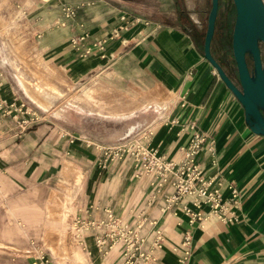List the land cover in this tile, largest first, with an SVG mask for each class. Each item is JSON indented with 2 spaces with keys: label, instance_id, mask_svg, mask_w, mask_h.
Wrapping results in <instances>:
<instances>
[{
  "label": "crops",
  "instance_id": "obj_1",
  "mask_svg": "<svg viewBox=\"0 0 264 264\" xmlns=\"http://www.w3.org/2000/svg\"><path fill=\"white\" fill-rule=\"evenodd\" d=\"M159 1L167 3L165 11L171 14L163 23L155 24V32L136 25L122 31L119 38L109 40L111 32L121 24L119 19L115 16L103 18L101 10L98 14L92 11L88 15L83 23L88 32L85 43L92 46L97 41L107 40L105 59H101L98 53L83 58L72 49L70 38L81 32L77 23L68 27L61 40L47 39L41 57L64 70L73 82L81 81L101 68H111L109 74L132 85L140 93L156 89L170 93L174 100L156 103L166 112L170 111L166 119L148 134L139 133L136 139L144 147L156 150L166 161L177 163L182 158L180 148L187 144L193 133L203 134L205 143L196 157L203 180L212 181L209 189L221 194L223 202H229V210L236 213L238 221L223 224L210 214L209 206L196 208L187 200L166 210L165 196H170L173 191L169 186L156 193L155 186L153 188L149 184L151 179L145 178L142 180L146 184L141 189L139 183L130 192V186L123 185L125 177L131 179L133 168L120 173V166L115 164L111 169L103 170L98 163L104 157L98 150L90 149L88 144L73 141L69 144L59 137L56 160L60 161V167L67 160L78 163L82 166L80 170L84 177L82 193L75 195L73 200L74 204L77 200L81 201L78 207L80 214H70L69 224L72 226L78 215L86 221L104 220L108 210L125 223L135 224L145 217L154 220L163 234L164 242L157 252L159 261L156 264H176L173 249L178 247L185 233L191 236L188 264H264V138L249 130L242 107L204 60L206 31L202 32L199 22L194 19L198 16L191 13L193 1ZM112 61L118 66H109ZM43 81L36 83L34 88L44 83L53 86L51 82ZM123 83L120 82V86ZM14 99L13 90L4 82L0 89V102L11 103ZM115 118L123 120L127 116ZM191 124L193 130L188 128ZM138 127L130 126L124 136ZM208 144L213 146L214 165L207 156L205 147ZM5 153L6 149L0 152V164L6 158L3 156ZM2 173L11 175L12 168L5 171L0 166ZM21 185L17 182L16 186ZM229 187L239 193L237 208L230 203L232 195ZM123 206L125 208L121 211ZM184 206L199 214L201 220L191 224L190 217L182 212ZM92 234L90 232L91 239L86 242L91 264H122L120 248L107 258L100 257ZM144 234L150 238L148 228L144 229ZM70 238L76 240L72 229ZM58 247L60 251L59 241ZM65 249L66 253V246ZM51 264H55L54 261Z\"/></svg>",
  "mask_w": 264,
  "mask_h": 264
},
{
  "label": "rangeland",
  "instance_id": "obj_2",
  "mask_svg": "<svg viewBox=\"0 0 264 264\" xmlns=\"http://www.w3.org/2000/svg\"><path fill=\"white\" fill-rule=\"evenodd\" d=\"M192 1L191 13L198 16L193 17L205 32L211 0ZM180 5L183 7V2ZM65 6L79 9L75 22L61 27L58 20ZM166 8L167 3L159 0H0V74L15 94V99L0 109V152H7L0 166L5 171L12 168L11 175L0 174V264H39L40 255H45V264H91L86 245L90 232L82 231L83 241L70 238L74 227L69 224V216L80 214L81 201L74 204L73 200L84 186L82 166L67 160L60 167L56 160L59 137L69 144H88L90 149L105 153L98 163L103 170L115 164L120 166V173L133 168L131 179L125 177L123 185L130 186V192L136 185L141 184V189L145 178L151 179L153 188L156 186L157 180L142 173L130 150L135 136L148 134L166 119L170 111L156 103L174 100L172 95L161 89L140 93L109 74L111 68H101L73 82L60 67L44 61L41 54L47 39L61 40L71 24L84 23L92 11L98 14L101 10L103 18L126 16L157 28L169 19L171 13ZM234 21L232 1L220 0L211 52L231 80L237 79L231 51ZM247 60L252 69L250 58ZM19 79L28 82L32 90L39 81H49L64 97L49 111H42L25 97ZM120 88L130 90L120 92ZM121 116L127 118H115ZM130 126L139 127L124 137ZM60 235L65 237L66 253V249L59 251ZM117 248L121 254L122 245Z\"/></svg>",
  "mask_w": 264,
  "mask_h": 264
},
{
  "label": "built area",
  "instance_id": "obj_3",
  "mask_svg": "<svg viewBox=\"0 0 264 264\" xmlns=\"http://www.w3.org/2000/svg\"><path fill=\"white\" fill-rule=\"evenodd\" d=\"M78 7L65 6L61 10V18L58 24L65 27L77 19ZM120 26L114 29L109 40L119 38L122 31L133 28L136 24L143 25L150 32H155L156 28L146 21L121 16L119 18ZM81 32L70 38L72 49L87 58L94 53H98L101 59H105V46L107 40L95 42L92 46L86 45L88 32L83 23L78 24ZM153 28V29H151ZM4 81L0 74V89L3 87ZM4 102H0V109L4 107ZM193 124L188 128L193 130ZM136 138V137H134ZM131 154L135 163L142 170V173L152 175L156 180V193H159L165 186H169L173 191L169 196H165L166 210L173 209L182 202L187 200L196 208L202 205L209 206L210 214L216 217L223 224H233L238 221L235 212L229 210V202H223L222 195L212 189H209L212 181L203 180L202 169L196 162V157L200 153L205 143V136L197 131L193 133L185 146L180 148L182 158L177 163L166 161L164 157L157 154L156 150L148 149L139 143L136 139ZM207 156L210 158L212 165L215 164L212 144L206 147ZM102 155L105 153L101 152ZM220 182V181H219ZM218 182V184H219ZM232 198L230 203L233 208L238 207L239 193L235 188L229 187ZM182 212L190 217V223L195 220H201L199 214L193 213L188 207L184 206ZM73 231L75 239L83 241L81 238L82 231L93 232V243L97 253L102 258H107L120 244L122 245L121 262L122 264H156L159 260L157 252L163 246V234L160 228L156 227L154 220L141 218L135 224L122 222L119 217L115 216L112 211H106V218L100 221H86L81 216H77L73 222ZM150 230V238L148 234H144V229ZM84 246V243H80ZM191 236L185 233L178 247L173 251L176 254V264H188L190 259ZM45 255H40V263L45 264L47 260Z\"/></svg>",
  "mask_w": 264,
  "mask_h": 264
},
{
  "label": "water",
  "instance_id": "obj_4",
  "mask_svg": "<svg viewBox=\"0 0 264 264\" xmlns=\"http://www.w3.org/2000/svg\"><path fill=\"white\" fill-rule=\"evenodd\" d=\"M231 1L235 11L231 51L239 87L211 53L220 0H211L203 43V58L242 107L244 121L249 130L254 135L264 138V1ZM247 57L252 63L251 70Z\"/></svg>",
  "mask_w": 264,
  "mask_h": 264
},
{
  "label": "bare ground",
  "instance_id": "obj_5",
  "mask_svg": "<svg viewBox=\"0 0 264 264\" xmlns=\"http://www.w3.org/2000/svg\"><path fill=\"white\" fill-rule=\"evenodd\" d=\"M3 37H4V35H3ZM6 45L7 44H5V46ZM18 82H19L20 88L22 89V91L24 92V94L26 95V97L35 106H37L42 111H46V112L49 111V108L52 105H54L58 101H61V99L64 97L56 88H54L49 83H44L42 85H39L38 84V85H36V87L34 88V90H32L30 88L29 83H27L23 79H19ZM135 130H133L131 133L126 134L124 137H127V136L131 135ZM64 238H65L64 235H60L59 236V240H58L59 241V246L62 249H65V239Z\"/></svg>",
  "mask_w": 264,
  "mask_h": 264
},
{
  "label": "flooded vegetation",
  "instance_id": "obj_6",
  "mask_svg": "<svg viewBox=\"0 0 264 264\" xmlns=\"http://www.w3.org/2000/svg\"><path fill=\"white\" fill-rule=\"evenodd\" d=\"M232 7H233V4H232ZM233 9H234V7H233ZM260 50H261V53H262V49H261V45H260ZM250 69V68H249ZM251 70V69H250ZM230 78H231V76H230ZM232 81L234 82V84H236V86H238L239 87V85H238V82H237V79L236 78H233L232 77Z\"/></svg>",
  "mask_w": 264,
  "mask_h": 264
},
{
  "label": "trees",
  "instance_id": "obj_7",
  "mask_svg": "<svg viewBox=\"0 0 264 264\" xmlns=\"http://www.w3.org/2000/svg\"><path fill=\"white\" fill-rule=\"evenodd\" d=\"M211 47H212V44H211ZM212 53V52H211ZM213 57L215 58V60L221 65V63L218 61V59L213 55ZM222 66V65H221ZM229 76V78H230V74L228 75ZM231 79V78H230Z\"/></svg>",
  "mask_w": 264,
  "mask_h": 264
}]
</instances>
